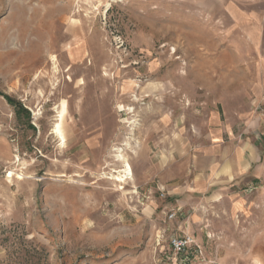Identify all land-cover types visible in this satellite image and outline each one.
I'll list each match as a JSON object with an SVG mask.
<instances>
[{"label":"rangeland","instance_id":"obj_1","mask_svg":"<svg viewBox=\"0 0 264 264\" xmlns=\"http://www.w3.org/2000/svg\"><path fill=\"white\" fill-rule=\"evenodd\" d=\"M249 1L0 0V264H264Z\"/></svg>","mask_w":264,"mask_h":264},{"label":"built area","instance_id":"obj_2","mask_svg":"<svg viewBox=\"0 0 264 264\" xmlns=\"http://www.w3.org/2000/svg\"><path fill=\"white\" fill-rule=\"evenodd\" d=\"M175 214H172L170 218H173ZM191 244V238L190 237H184V238H174L171 240V247L175 252H183L187 246Z\"/></svg>","mask_w":264,"mask_h":264},{"label":"bare ground","instance_id":"obj_3","mask_svg":"<svg viewBox=\"0 0 264 264\" xmlns=\"http://www.w3.org/2000/svg\"><path fill=\"white\" fill-rule=\"evenodd\" d=\"M57 132L59 133L58 128H57ZM119 157H120V160L125 161L124 163H125L126 169L123 171H119V172L115 171L114 173H116L117 175L116 176L112 175V178H114L117 182L124 183L127 179L131 178L132 176L131 168L132 167H130V164L126 160H124L123 156H119Z\"/></svg>","mask_w":264,"mask_h":264},{"label":"crops","instance_id":"obj_4","mask_svg":"<svg viewBox=\"0 0 264 264\" xmlns=\"http://www.w3.org/2000/svg\"><path fill=\"white\" fill-rule=\"evenodd\" d=\"M247 3H248V5H246L247 8H245L247 11L257 12L258 10L264 9V0H250ZM260 44L263 45L264 41H260ZM261 50H262V46H261ZM261 88L264 91V84L263 86L261 85ZM214 120H215V117H214Z\"/></svg>","mask_w":264,"mask_h":264},{"label":"trees","instance_id":"obj_5","mask_svg":"<svg viewBox=\"0 0 264 264\" xmlns=\"http://www.w3.org/2000/svg\"><path fill=\"white\" fill-rule=\"evenodd\" d=\"M11 101V100H10Z\"/></svg>","mask_w":264,"mask_h":264}]
</instances>
